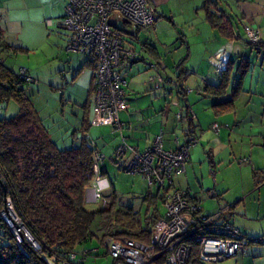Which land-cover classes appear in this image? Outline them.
I'll list each match as a JSON object with an SVG mask.
<instances>
[{
  "label": "crops",
  "instance_id": "1",
  "mask_svg": "<svg viewBox=\"0 0 264 264\" xmlns=\"http://www.w3.org/2000/svg\"><path fill=\"white\" fill-rule=\"evenodd\" d=\"M150 1L157 11V21L151 30L138 31L137 39L130 40L131 47L137 51H139L137 43H141L144 52H140L139 57L132 60L125 71L127 76L135 77L138 71H141L138 65L144 62L142 66H148L144 68L145 73L148 72L147 69L149 71L156 69L159 76L156 77L157 79L151 78L142 84L135 80L131 85L127 80L128 109L121 111L119 117L124 127L129 129L124 132L126 136H124L123 131L122 135L130 145L139 151H143L153 144L161 130L165 135L161 124L165 123L166 125L169 122L172 104L178 112L182 109L191 110L192 125H189V121H185L183 123L184 128L180 129L176 124L173 129V132L177 134L176 139H172L173 136H171L165 141L164 137L165 148L171 150L177 148V139L185 142L191 135L196 136L198 142L202 143V146L190 148L187 161L190 162V165L187 166L186 164L184 173L174 175L173 187L189 190L191 196L201 204L202 197L199 186L203 189L212 186L211 183L206 186L205 176L202 177V185L197 181L195 166L202 160L205 161V164L207 162L209 166L206 167H209L215 185L206 190H212L211 192L216 195H212V197L217 199L218 209L207 213L202 207L203 212L214 214L220 210H225V219L240 227L246 235L264 236V204L260 202L264 189V0ZM207 2H209V7L206 6ZM65 8L66 0H0V28L4 40L11 46L23 47V49L29 50L32 47H37L45 37L51 34V26L59 27L61 25ZM208 8L210 12L214 11L216 15H223L226 20H229L231 32H225L211 22L208 18ZM245 25L260 30L262 44L259 47H253L248 43L246 31L241 29V26L244 27ZM119 28L125 30L126 34L129 32L123 27ZM6 49L13 51V47ZM222 54L232 62V83L230 82L231 85L228 86L223 97H220L214 93V86L220 81L218 61ZM242 58H247L250 66L242 77L239 94L234 98L231 105L216 111L213 107L215 102L228 100L231 97L233 80L238 77V67ZM87 63L86 60L84 65ZM92 79L93 73H91L89 80L87 100L80 104L82 107L77 106L79 112L75 115L76 120L71 121L69 119V128L72 123L76 125L74 135L72 133V137L64 140L70 141L71 145L78 144L83 138L82 128L87 121L86 134L104 155V161L100 166L107 174L109 170L105 163L108 157L105 156L104 149L100 148V136H95L92 133V128L106 126L112 129V127L93 122L99 115V111L95 100L92 98L94 96ZM145 86L148 87L143 89ZM130 90L133 92L146 90L144 96L149 97L154 94L155 98L149 100L147 106L141 105V102L131 101ZM71 112L73 113V110ZM159 123H161L160 127H157ZM215 123L219 124L217 132L213 128ZM47 128L58 146L62 148L68 146V143H65V147L60 145L59 141L53 137L51 129ZM233 129L235 132L251 136V146L250 155L249 157L244 155L246 163L243 162L242 165L244 166L245 181L243 180L242 186L238 190L233 186L235 191L230 194L231 185L228 179L223 178L217 182L216 173L228 163L232 164L230 163L232 158L228 155L229 159L220 158L217 160L212 144L223 143L227 134H230ZM123 137L117 138V144L112 153L113 157L109 156V159L114 161L113 154L122 143ZM126 161V158L123 159L120 165L123 166ZM113 163L110 162L111 165ZM115 164L114 167H116ZM120 165L119 168H121ZM189 168H194V178L196 177L199 186L193 183L194 180H191V175L188 176ZM255 170H260L262 182L259 184H256L254 178ZM183 174L187 175L186 181H178L177 183L175 177ZM89 189L88 187L87 190ZM111 189H113L112 182L111 187L104 193ZM107 202L109 201H106L105 204ZM237 214L238 216H236ZM250 220L260 221L261 225ZM239 253L235 259L227 262L205 264H264V245L262 243H252Z\"/></svg>",
  "mask_w": 264,
  "mask_h": 264
},
{
  "label": "trees",
  "instance_id": "2",
  "mask_svg": "<svg viewBox=\"0 0 264 264\" xmlns=\"http://www.w3.org/2000/svg\"><path fill=\"white\" fill-rule=\"evenodd\" d=\"M206 6H210L209 2ZM208 18L221 30L231 32V24L223 15L218 16L208 8ZM261 44L260 40L251 45L259 47ZM8 47H13L14 51L23 49L8 44L0 28V105L14 99L19 106L16 115L0 116V264H51L50 259L60 264L61 260L71 259L72 253H78L80 246L96 236L106 248L109 237L150 242L151 226L163 216L158 209V199H163V195L148 191L143 196L147 203L144 217L132 206L120 205L115 192L111 193L113 199L100 208L88 209L87 188L96 178L94 152L99 149L86 134L88 122L85 121L83 138L78 144L65 148L58 146L26 91V84L32 80L20 77L2 59V50ZM87 62L91 64L88 59ZM231 63L229 61L227 69L220 74L219 83L214 86L217 96L223 97L231 85ZM249 66V60L242 58L238 77L233 80L231 97L215 102L216 111L233 103ZM192 122L190 119V126ZM194 137L191 135L187 141ZM259 171H254L256 184L262 182ZM100 173L105 174L101 166ZM9 204L39 248H35L24 234L23 241L18 243L1 215ZM248 239V245L264 244V239L259 237L248 236ZM193 244V263L205 264L197 257V242ZM85 251H90L88 255H91L97 250ZM83 261L82 258L72 262L83 264Z\"/></svg>",
  "mask_w": 264,
  "mask_h": 264
},
{
  "label": "built area",
  "instance_id": "3",
  "mask_svg": "<svg viewBox=\"0 0 264 264\" xmlns=\"http://www.w3.org/2000/svg\"><path fill=\"white\" fill-rule=\"evenodd\" d=\"M115 20L129 22L135 30L126 34ZM156 21L157 11L150 0H66L61 25L69 32L67 49L84 54L93 66L94 100L99 111L94 123L107 124L122 135L124 124L119 114L128 109L125 69L140 55V51L131 47L130 40H136L138 31L151 30ZM244 28L248 41L256 45L261 40L260 30L249 25ZM228 62L225 55L219 56L220 74L227 69ZM18 74L33 80L25 68ZM177 117L188 122L192 111L182 109ZM213 128L217 132L219 124L215 123ZM163 134L161 130L153 144L143 151L130 145L122 135L123 141L115 150L116 164L127 159L123 166L120 165L121 169L142 175L150 187L157 186L162 191L167 210L151 226L148 243L133 238L109 237L107 250L113 258L112 264H194V242L198 246L197 257L203 263H217L244 251L249 243L248 236L225 219V210L205 214L189 190L173 187L174 175L186 171L190 148L198 138L185 142L177 139V148L171 150L165 148ZM94 156L96 178L87 190V202L102 200L104 191L111 187L110 180L100 173L104 155L96 149ZM12 210L9 204L2 211V217L8 219ZM89 253H72L71 259L61 260L60 264H75L73 260L85 259Z\"/></svg>",
  "mask_w": 264,
  "mask_h": 264
},
{
  "label": "rangeland",
  "instance_id": "4",
  "mask_svg": "<svg viewBox=\"0 0 264 264\" xmlns=\"http://www.w3.org/2000/svg\"><path fill=\"white\" fill-rule=\"evenodd\" d=\"M116 23L117 25H119V27H123L129 31L135 30L134 25L124 20H119ZM50 28L51 34L48 37H45L37 45V47H32L29 50L17 49V52H15L14 50L11 51L4 49L2 50L1 57L4 60L5 64L12 68L15 72L19 73V70L21 68H25L29 71V74L34 79L32 80V82L26 84L25 88L27 93L30 95L44 124L51 129L53 137L59 141L60 145L64 146L66 145L65 143H68L67 147H69V145H71L70 141H66L64 139L72 137V133L74 135L76 126L74 123H72V126L69 128V119H71V121L76 120L75 115L79 112V108L77 106L82 107L80 104H83L85 100H87V92L90 84L89 80L91 73H93V66L89 63L84 65L85 61L87 60L84 54L69 51L67 49V36L69 32L64 29L63 26L60 25L59 27H57L56 25H54ZM241 29L243 31L245 30L243 26H241ZM141 32L145 31L141 30ZM137 47L140 52H144L141 43L138 42ZM142 64H144V62H142L141 65H138L141 71H138V74L135 77H133L132 75L127 76V72L125 73L126 77H128L127 80L131 83V85L135 80L141 82L142 84L151 78L157 79L156 77L159 76L156 69H153L151 71L147 69L148 72L145 73L144 68H147L148 66L145 65L146 67H144L142 66ZM83 65L84 67L81 68ZM147 87L148 86H145L143 89H146ZM145 91L146 90L133 92V90H130V93L132 94L131 101L133 102V100H136V102L138 103L141 102V105L145 104L147 106L149 100L155 98V96L154 94L149 97L144 96ZM90 97L92 96L90 95ZM92 98L94 99V96ZM170 103L172 104V101ZM172 107L171 118L169 122H167L166 125L162 122L163 124L159 123L157 126L160 127V124L163 125L165 132V141H167L168 138H171V136H173L172 139H176L177 134L173 132L176 124H178L180 129L184 128L183 123H185V120L180 121L177 118L178 110L174 109L175 106L173 104ZM71 110H73V113L71 112ZM18 111L19 106L14 99H11L6 104L0 105L1 117L14 116L18 113ZM124 128L125 129H123V133L129 129L128 127ZM92 133L95 136H100V148L102 150L104 149V154L106 157H108L106 158L105 164L107 165L109 172L105 174V177L111 180L110 182H112L113 184V189L108 190L104 193L106 197L105 199L103 198L102 200H99L97 202H87V208L90 210H96L100 208L106 201H111L113 199L114 196L111 193L115 192L118 203L120 205L132 206L135 211L139 212L141 217H144L147 203L143 201V196L148 191H151L153 194H157V192L163 194L162 191H159L157 186L150 187L147 180L142 175L128 173L119 168V165H116L113 160L109 159V156L113 157L112 153L114 147L117 144V138L122 137L120 132H112V129L110 127L99 126L93 127ZM66 134L68 135L66 136ZM124 136H126V133H124ZM250 137L251 136H249L248 134L243 135L241 132H235L233 129L231 130L230 134H227V137L225 138L223 143L212 144V146L214 147L213 149L216 153L217 160H219L220 158L229 159L228 155L232 158L230 160V163L232 164L228 163L227 166H223L222 169L220 168L219 172L216 173L217 182H219V180L223 178L228 179V182L231 185L229 192L230 194L233 193L235 189H240L243 180L245 181L246 177L244 176V166L242 165L243 162H245L244 155H246L247 157H249L250 155ZM198 145L202 146V143H196L192 146L193 149ZM110 162L114 163L111 165ZM189 163L190 162H186L187 166L190 165ZM114 164L116 167H114ZM206 166H209V164L207 162L205 164V161L203 160L202 162H199L197 166H195L197 181H199V183L202 185V181L205 176L204 182L207 183L206 186L210 185L211 183V186L213 187L215 185L213 175L211 174L209 167ZM193 169L189 168L188 176L190 177L191 175V180H194L193 183L197 186L198 183L196 182V177L194 178L195 175ZM185 179H187L186 174L175 177V181H177V183L178 181H186ZM93 183L91 186H89V188L93 186ZM233 186L235 187V189L232 188ZM211 188L203 189L199 186L200 195L202 197L200 205L207 213L208 211H215L218 209V202L215 197H212V190H206ZM260 202L264 204V189L262 191ZM158 209L162 215L166 213L167 208L162 198L158 199ZM256 212L257 209L255 211V214ZM8 215L9 218L7 217L8 219L4 220L7 222L10 229L15 234L18 243H21L23 241L25 235V237L28 238V240L33 244L35 248H39V246L33 242L30 234L22 227L20 218L17 217L14 210L10 211ZM236 216H238V214ZM14 219H16L19 224H15ZM250 221L261 225L259 223L260 221ZM97 234L99 236L101 235L99 231H97ZM256 237L264 239V236ZM86 249H96L97 251L91 255H88L87 258L84 259L83 264H111L113 261V258L110 254L105 255L107 248L105 244H102L100 242L99 237L97 236L89 242L80 246L78 248V253L82 254ZM236 257L237 255L231 256L225 258L222 261H219L218 263L227 262L228 260L235 259ZM50 263L55 264L54 260L52 259H50Z\"/></svg>",
  "mask_w": 264,
  "mask_h": 264
}]
</instances>
